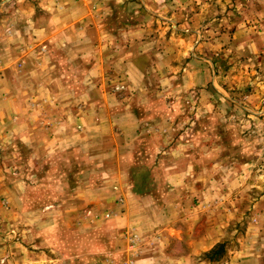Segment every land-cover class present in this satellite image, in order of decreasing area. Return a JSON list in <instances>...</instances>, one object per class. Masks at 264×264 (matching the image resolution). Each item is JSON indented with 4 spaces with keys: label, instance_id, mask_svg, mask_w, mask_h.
<instances>
[{
    "label": "rangeland",
    "instance_id": "rangeland-1",
    "mask_svg": "<svg viewBox=\"0 0 264 264\" xmlns=\"http://www.w3.org/2000/svg\"><path fill=\"white\" fill-rule=\"evenodd\" d=\"M31 13L41 26L54 15L69 13L82 18L74 26L88 30L90 44L123 51L135 46L131 50L150 54L145 59L154 68L144 84L129 85L113 66L107 69L106 85L89 84L82 76L87 68L76 60L69 90L77 96L87 88L99 91L94 94L104 88L117 97L110 101L108 96V104L102 99L71 100L76 111H90L85 124L118 123L117 113L139 109L140 117H121L120 123L131 126L119 134L128 136L130 146L150 140L156 148L142 151L157 153L159 164H145L127 183L139 192H156V205L149 210L157 215L151 214L152 225L134 221V228L117 234L118 246L95 253L92 260L74 254L58 258L42 243L41 214L38 226L35 217L26 220L27 226L21 218L20 187H49V182L37 174L32 157L27 163L18 139V105L9 108L0 82V264H152L149 257L156 253L163 259L159 264H264V0H0L1 55L4 41L16 49L11 56L18 55L19 29ZM75 42L83 44L78 37ZM20 69L16 64L10 75L17 93L24 86ZM131 93L137 96L132 101ZM55 102L44 100L40 106L55 109L60 101ZM27 103L30 108L36 104ZM82 124H76L79 133ZM91 134L87 151L98 157L95 143L102 133ZM92 180L86 176L80 184L95 185L97 179ZM118 188L121 193L117 183L111 186L114 207L91 205L75 216L77 224H91L95 230L123 218L125 195L118 196ZM138 216L135 212L132 219ZM166 229L181 230L171 232V239L202 238L208 243L198 247L171 240L163 245ZM222 243L225 256L210 262L205 255ZM191 251L196 254L189 258Z\"/></svg>",
    "mask_w": 264,
    "mask_h": 264
},
{
    "label": "crops",
    "instance_id": "crops-1",
    "mask_svg": "<svg viewBox=\"0 0 264 264\" xmlns=\"http://www.w3.org/2000/svg\"><path fill=\"white\" fill-rule=\"evenodd\" d=\"M28 19L30 20L25 23L24 28L19 29L21 39L17 48L18 55L15 52V58L11 56V53H14L16 49L10 50L8 44L5 41L3 43V54H0V65H2L0 82L3 86L1 95H5L2 99L7 101L9 106L13 103L18 105L16 111H19L22 124L18 134L19 143L24 144L27 163L30 157L34 159L35 168H38L37 174L49 182V187L35 188L28 183H26L27 187H20L21 218L25 220V226H27L26 220L32 222L30 220L35 217V226H38L36 217L41 214L42 243L53 250L58 258H67L74 254L80 259L84 257L85 260H92L95 258V256L92 257L95 253L118 246L117 234L126 227L134 228L136 226L134 221H138L143 226L152 225L155 221L151 214L157 215V212L155 210L151 212L149 209L153 208V204L156 205L153 197L156 192L152 190L139 192L135 188L132 189L128 183L134 181L136 170L143 168L145 164H159V155L156 156V153L150 156L149 152L146 154L142 151L148 149L151 152L149 148H156L150 140L144 139L139 146H130L128 136L122 139V134H119L129 131L131 126L120 123L121 117L131 116L130 114L140 117L139 109H129L133 111L130 114L124 113L127 109L117 113L120 116L118 123L85 124L86 114L90 111L82 112V109L76 111L71 100L75 98L82 101L102 99L105 104H108V96L111 97L110 101L117 100V97L107 93L104 88H102L103 93L94 94L99 91H91L87 88L81 94L73 95L74 92L69 90V85H72L76 74L75 70L73 71V64L75 65L76 60L77 63L79 60L82 62L81 67L87 68V71L84 69L82 76L89 84L98 82L106 85L107 69L113 66L116 68L118 78L121 76L124 82L134 85L141 82L144 84L147 81L154 63L147 62L145 59L150 54H140L131 50L135 46L123 51L122 48L108 50V45L104 43L90 44L88 30L86 28L79 30L74 26L82 18L70 16L69 13L63 16H52L46 26H41L37 16L32 13L28 15ZM77 37L83 44H76ZM86 42L89 44H85ZM124 52L126 53L123 56ZM139 56L144 57L138 59ZM16 64L18 68H21L20 72L23 73L24 79V86L18 91L19 93L11 87L10 79ZM32 82L34 89H31ZM137 96L131 93L128 99L132 101ZM44 100H55V104L60 101V105L55 109H46L40 106L44 105ZM24 101H26L25 105H23ZM29 101L36 102L35 107H27ZM95 113L96 111L91 112L92 115ZM86 121L89 119L87 118ZM47 124L50 126L47 127ZM76 124H82L81 133L77 132ZM135 127L141 128V125L137 124ZM8 128L10 130L11 127ZM138 130L136 129V132ZM91 133H102L95 143L100 155L98 157L87 151L89 149L87 142L91 144ZM144 137L142 135L140 138ZM119 138L120 141H118ZM163 158L164 155L161 156V159ZM86 176L90 181L97 179L95 185H91L90 181L87 185L88 180L86 184L83 183L85 186L81 185L80 181ZM75 177L77 182L74 184ZM116 183L122 190L119 193L118 188V196L125 195L126 214L123 218L111 221L108 225L95 230V226L91 224H77L75 216L91 205L114 207L111 186ZM94 186L96 188H92ZM144 206L146 208H143ZM135 212L140 217L133 220L132 216ZM71 222L74 228L71 227ZM173 231L181 233L180 229H166L168 238L162 239L163 245L171 240L187 243L190 241L198 247L208 243L207 241L204 243L202 238L171 239ZM108 233L111 235L108 236ZM213 245L206 247L205 250H210ZM195 254V251H191L189 258ZM46 258L54 262L53 256ZM149 258L153 261L152 264H159L158 262L163 260L157 253ZM183 259L187 260L186 257ZM244 263V261L241 262V264Z\"/></svg>",
    "mask_w": 264,
    "mask_h": 264
},
{
    "label": "trees",
    "instance_id": "trees-1",
    "mask_svg": "<svg viewBox=\"0 0 264 264\" xmlns=\"http://www.w3.org/2000/svg\"><path fill=\"white\" fill-rule=\"evenodd\" d=\"M227 249H226V244L222 243L217 245L214 249H212L210 252H208L205 257L210 261V262H218L221 260L222 256L226 254Z\"/></svg>",
    "mask_w": 264,
    "mask_h": 264
},
{
    "label": "built area",
    "instance_id": "built-area-1",
    "mask_svg": "<svg viewBox=\"0 0 264 264\" xmlns=\"http://www.w3.org/2000/svg\"><path fill=\"white\" fill-rule=\"evenodd\" d=\"M111 214H107L105 217L106 218H110ZM132 242L135 243V239H132ZM130 264H134V262L132 261Z\"/></svg>",
    "mask_w": 264,
    "mask_h": 264
}]
</instances>
